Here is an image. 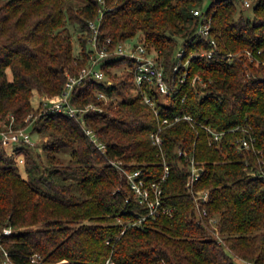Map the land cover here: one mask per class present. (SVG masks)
<instances>
[{
	"label": "trees",
	"instance_id": "obj_1",
	"mask_svg": "<svg viewBox=\"0 0 264 264\" xmlns=\"http://www.w3.org/2000/svg\"><path fill=\"white\" fill-rule=\"evenodd\" d=\"M209 1L204 9L215 54L191 57L184 82L181 65L172 97L149 91L159 117L133 96L134 61L126 57L102 67L107 82L76 91L75 104L103 108L85 114L86 125L107 144L103 153L75 117L43 110V98L62 93L66 73L87 63L89 20L102 10V42L111 38L114 47L137 37L173 75L180 47L182 61L214 47L196 34L194 9L204 0H0V129L10 115L17 129L35 114L31 131L49 136L41 151L31 143L6 147L0 139V264H39L30 261L34 253L50 264H105L108 258L115 264H236L238 258L264 264V0H252L251 15L238 1ZM98 90L111 99L100 102ZM185 113L196 125L173 122ZM163 118L170 121L161 135L171 167L163 199L174 211L133 224L146 209L112 160L141 169L147 182L161 179L163 153L150 133ZM205 126L225 134L210 144ZM244 137L249 149L242 147ZM192 156L205 170L193 190L211 192L203 217L188 187ZM8 226L12 234L3 235Z\"/></svg>",
	"mask_w": 264,
	"mask_h": 264
},
{
	"label": "built area",
	"instance_id": "obj_2",
	"mask_svg": "<svg viewBox=\"0 0 264 264\" xmlns=\"http://www.w3.org/2000/svg\"><path fill=\"white\" fill-rule=\"evenodd\" d=\"M104 3V0H102ZM245 8H250L253 5L252 0H241ZM194 14L199 19V26L196 34L201 36L206 40L210 45L214 46L210 51L201 50L198 52H192L190 57L185 61H182L186 56L185 49L180 47L176 53L177 63L173 69V75L168 73L160 61V58L154 49H151L147 44L141 40H138V43L131 44L130 40L120 42L118 45H112V39L108 38L106 42H102L99 38L101 24L103 21L104 13L102 10L98 15L90 19L88 22V27L90 35L88 38L87 44V63L80 68L76 73L67 72V79L63 88L62 93L57 97L43 98V107L45 111H55V112H64L75 117L80 123L84 125L85 131L89 136L92 143H94L99 150L103 153H107V144L100 138L99 134L91 127L86 125L85 114L92 109H97L102 111L103 108L98 106L94 102H90L85 106L77 105L73 102V96L76 91L79 90L82 86L86 85L91 81L98 82H107L106 74L103 70V66L107 61L112 60L114 57H126L134 61V66L131 68L134 74V80L136 84V91H134L133 96L142 97V101L148 104L159 117L160 109L157 104V99L155 95H150V90L154 89L156 93L165 96L172 97L174 95V84H175V74L178 73L181 65L184 67L183 75L180 76V81L184 82L186 76L188 75V67L190 58L193 56L200 57H212L215 54V48L217 47V40L213 36L212 32V21L208 16L206 9L196 8L194 9ZM248 56L252 59V54L247 53ZM237 54L230 53L229 58L234 57ZM199 77H195L193 82L195 83ZM97 99L100 102L107 103L111 97L104 90H98L96 92ZM37 115L31 114L27 117L26 121H30L29 125L22 128H14V116L10 115V123L5 124L4 128L0 129V139L4 146L11 147L12 145L18 143H31L33 144V134L31 131L32 124L36 120ZM32 119V120H30ZM181 119L187 120L192 125H196V120L191 114L185 113L183 115H176L173 122L180 121ZM169 118H163L160 121L159 128L150 133L151 140L154 145L158 146L163 153V166L164 173L161 179L153 180L147 182L145 177L142 174V170L130 171L125 166H123L122 161L112 160V163L118 166L126 174L128 181L133 189L137 199L146 209L145 213L138 214V218L134 221L133 224H140L147 217H157L161 214L172 215L174 208L167 206L165 200L163 199V187L162 182L166 180L169 176L171 167L166 158V152L163 149V138L161 135L162 124L169 123ZM240 126L232 128V130L239 129ZM207 131L210 133L209 143L218 142L221 140L224 131H216L210 126H205ZM241 144L243 148L249 149L251 147L250 141L244 137L241 139ZM179 153L185 154L183 148L179 149ZM191 161V177L188 182V187L194 193L195 202L197 205V210L199 217L207 215V208L202 206L204 203H208L211 198L210 189H202L198 191L193 190V183L201 178L204 173V167L200 166L195 156L190 158ZM210 221L213 224H216V218L211 217ZM13 229L11 226L3 228V235H11ZM6 255L9 257V253L6 252ZM30 261L32 263H41V264H50L44 261V258L39 253H34L30 256ZM105 264H115V262L108 258ZM236 264H255L253 261H248L242 258H238Z\"/></svg>",
	"mask_w": 264,
	"mask_h": 264
},
{
	"label": "rangeland",
	"instance_id": "obj_3",
	"mask_svg": "<svg viewBox=\"0 0 264 264\" xmlns=\"http://www.w3.org/2000/svg\"><path fill=\"white\" fill-rule=\"evenodd\" d=\"M235 1H238L239 3H240V7L242 8V9H245L246 10V13H248L249 12V14L251 15L252 13H253V10H252V7H250V8H245L244 7V5L241 3V0H235ZM209 0H204V6H203V8H206L208 5H209ZM77 34H75L74 35V44H75V50H79L80 49V43L78 42V38H77V36H76ZM129 43H131V44H136V43H138V38L137 37H135V38H133V39H131L130 41H129ZM77 53V52H76ZM47 98H51V97H47ZM38 103H39V100L38 101H35V105H36V107H38ZM32 134H33V141H34V143L32 144L33 146H36V148L39 150V151H41L42 150V147H43V145H44V143L46 142V141H48L49 140V136L48 135H42V134H40V133H37L36 131H32ZM43 157H44V155H43ZM22 164V163H21ZM22 168H24L25 169V167H24V165H22ZM24 170H22L21 169V172L22 173H25V171L23 172Z\"/></svg>",
	"mask_w": 264,
	"mask_h": 264
}]
</instances>
